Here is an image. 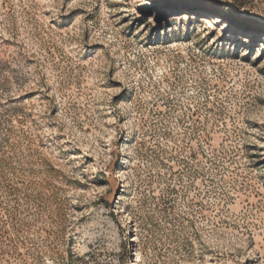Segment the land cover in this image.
<instances>
[{
  "label": "rangeland",
  "instance_id": "obj_1",
  "mask_svg": "<svg viewBox=\"0 0 264 264\" xmlns=\"http://www.w3.org/2000/svg\"><path fill=\"white\" fill-rule=\"evenodd\" d=\"M0 264H264V0H0Z\"/></svg>",
  "mask_w": 264,
  "mask_h": 264
}]
</instances>
